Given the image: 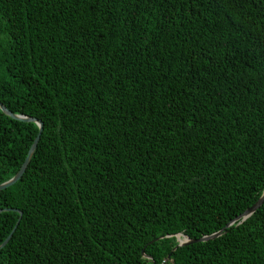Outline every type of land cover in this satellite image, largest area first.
Listing matches in <instances>:
<instances>
[{
  "label": "trees",
  "instance_id": "trees-1",
  "mask_svg": "<svg viewBox=\"0 0 264 264\" xmlns=\"http://www.w3.org/2000/svg\"><path fill=\"white\" fill-rule=\"evenodd\" d=\"M0 101V264H264V0H0Z\"/></svg>",
  "mask_w": 264,
  "mask_h": 264
},
{
  "label": "water",
  "instance_id": "water-1",
  "mask_svg": "<svg viewBox=\"0 0 264 264\" xmlns=\"http://www.w3.org/2000/svg\"><path fill=\"white\" fill-rule=\"evenodd\" d=\"M0 108L7 115H9V116H11V117H13V118H15L17 120H21V121H25V122H35V123L39 124V126H40L39 133L35 137L32 145H31V147L29 149L28 155H27L24 163L20 167L19 171L11 179H9V180H7V181H5V182L0 184V191H1V190H4V189L14 185L16 182H18L23 177V175L26 172V170L28 168V165H29V163H30V161L32 159V156H33V154H34V152H35V150H36V148L38 146V143H39V141L41 139V133L43 131L44 124H43V121L38 119V118H35V117H32V116H27V115H24V114H16V113L12 112L1 101H0ZM263 202H264V193H263V195L259 198V200L255 204H253L244 213H242L241 215L236 217L234 220H232L227 225V227L233 225L236 221H239L240 223H242L245 220H247L250 216H252L256 212V210L263 204ZM14 210L19 211L16 208ZM0 212H2V209L0 210ZM20 214L22 215L21 211H20ZM16 227L14 228V230L16 229ZM14 230L9 234V236L0 245V249L3 248L9 242V240L12 238ZM223 232H224V229H222V230H220L218 232H215L213 234L202 236L200 238H195V239H192V238L186 236L184 233H179L177 235V239H178L179 243H178L177 246L174 247V250H176L180 246H184V245H187V244H190V243L200 242V241H208L210 239H214V238L219 237L220 235H222ZM143 254H144L145 257H148L144 250H143ZM168 258H170V256Z\"/></svg>",
  "mask_w": 264,
  "mask_h": 264
}]
</instances>
